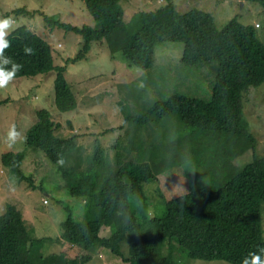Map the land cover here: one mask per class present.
<instances>
[{"label":"trees","instance_id":"obj_1","mask_svg":"<svg viewBox=\"0 0 264 264\" xmlns=\"http://www.w3.org/2000/svg\"><path fill=\"white\" fill-rule=\"evenodd\" d=\"M83 1L98 29L59 25L82 39L80 51L67 63L85 59L91 43L104 40L113 60L119 54L129 71H146L153 65L157 45L179 42L183 44L182 65L211 66L215 70L208 101L175 94L153 103L144 115L134 119L135 124L147 126L175 115L185 129L205 137L254 140L243 116V96L264 83V45L257 39L255 27L232 19L217 29L209 13L192 9L179 14L172 0H165L167 3L154 11L135 14L126 24L121 0ZM239 1L256 2L264 15V0ZM49 22L56 27L54 21ZM8 39L10 46L5 55L21 65L14 79L55 71L57 110L70 112L77 108L76 97L64 78L65 68L53 65L48 43L25 26L13 30ZM26 46L32 49L31 54L23 51ZM57 129L48 111H36V122L27 130L25 144L57 167L70 196L84 200V217L76 221L68 213L60 224L59 240L64 248L59 254L43 255L40 248L45 239L32 238L20 212L7 205L0 215V264H86L92 257L90 253L98 249L110 251L124 264H177L171 255H163L166 242H175L191 260L241 264L248 253L264 247L260 221L264 158L255 154V144L251 163L221 186L187 190L188 196L168 198L161 195L158 178L181 175L173 168L177 153L168 142L136 148V141L126 154H116L112 165L104 157V150L97 147L95 153L85 154L84 158L73 155L78 152L76 137L59 138L54 132ZM156 133L154 130L151 134ZM128 153L131 156L124 160ZM184 155L197 158L194 151ZM23 159L24 154L19 152L1 155L2 166L20 182L29 180L21 171ZM61 159L63 165L58 163ZM195 177L191 176V184ZM197 181L202 182L200 175ZM151 182L163 198V214L159 217H150L147 210L149 200L143 186ZM146 223L147 230L143 226ZM102 227L110 230L108 237L100 236ZM125 240L127 254L120 249Z\"/></svg>","mask_w":264,"mask_h":264},{"label":"rangeland","instance_id":"obj_2","mask_svg":"<svg viewBox=\"0 0 264 264\" xmlns=\"http://www.w3.org/2000/svg\"><path fill=\"white\" fill-rule=\"evenodd\" d=\"M166 3L165 0H121L120 6L124 22L129 24L135 14L154 11ZM172 3L179 14L192 9L209 13L217 29H222L232 19L242 25H252L257 39L264 45V15L256 2L172 0ZM16 10L24 13L16 14L13 12ZM40 13L48 20L45 21ZM7 16L17 21L15 29L25 26L48 43L53 65L65 68L64 78L77 100V108L73 111L57 110L54 103L55 71L13 79L0 89V102L5 101L0 106V215L7 205L16 207L31 237L45 239L40 248L43 255L62 251L60 224L69 214L76 221L83 219L85 203L81 197L70 196L57 167L41 152L27 148L25 138L18 140L11 149L7 147L5 135L8 128L15 124L25 137L36 122V111L49 112L51 121L58 126L54 130L57 137H76L78 152L73 155L78 154L80 158L95 153L97 147L104 150V157L113 165L116 154H126L136 141H139L136 148L168 142L177 153L173 168L181 175L158 178V189L163 197L177 195L171 190L179 181L186 190L221 186L251 163L254 144L257 157L264 158V83L243 96V116L253 141L231 136L205 137L196 130L185 129L175 115L140 126L134 123V119L144 115L153 103L175 94L208 101L215 78L214 68L182 65L183 44L179 42L157 45L153 65L146 71L136 68L129 71L119 54L118 59L113 60L104 40L91 43L85 59L67 63L80 51L82 39L59 25L98 29L83 0H0V17ZM49 21H54L56 27H51ZM154 130L157 133L151 134ZM192 151L197 158L184 155ZM7 152L24 154L21 171L31 182H20L2 166L1 155ZM124 156L126 160L131 153ZM83 166L81 163L80 167ZM195 174L191 184V176ZM199 175L202 182L197 181ZM143 192L149 200V216H161L163 198L157 194L156 185L153 182L145 184ZM260 221L264 238V203L260 204ZM143 226L149 229L147 223ZM109 235L110 230L102 227L100 236ZM120 249L127 254V240L120 243ZM162 253L171 255L177 264H228L188 259L175 242H166ZM90 254L92 257L86 264H124L106 249Z\"/></svg>","mask_w":264,"mask_h":264},{"label":"clouds","instance_id":"obj_3","mask_svg":"<svg viewBox=\"0 0 264 264\" xmlns=\"http://www.w3.org/2000/svg\"><path fill=\"white\" fill-rule=\"evenodd\" d=\"M16 26L17 21L12 16L0 17V89L8 86L21 69L20 64L13 62L11 57L5 55V49L10 46L8 36ZM23 51L25 54H31L32 49L26 46ZM24 138L21 131L17 129V126L12 124L6 132L5 142L7 147L11 149L16 145L18 140ZM58 163L63 165L64 160L61 159ZM171 192L176 193L178 197L188 196L187 190L180 181L172 188ZM241 264H264V247L258 248L256 252L248 253L242 259Z\"/></svg>","mask_w":264,"mask_h":264}]
</instances>
